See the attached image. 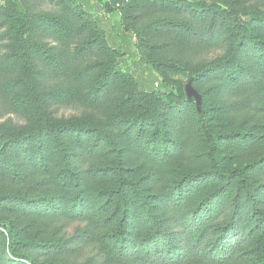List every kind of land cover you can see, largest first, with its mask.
Returning <instances> with one entry per match:
<instances>
[{"label":"rangeland","instance_id":"374dc122","mask_svg":"<svg viewBox=\"0 0 264 264\" xmlns=\"http://www.w3.org/2000/svg\"><path fill=\"white\" fill-rule=\"evenodd\" d=\"M142 1L134 4L132 0L129 9L127 7L130 0L126 3L119 0H0V73L3 76L0 80V264H29L27 259L15 261L4 248L9 244L5 237L9 233V222L12 221L15 222H12L13 230H17L20 236L50 242L45 248L30 251L39 264L121 262L117 256L115 258L113 250L105 244L99 233L94 237L96 241H89L84 237V226L77 221L78 214L74 216L71 206L67 214L58 212L62 204L57 201V197L61 194L54 186L48 188L52 177L43 176L35 154L34 163L30 162L25 143H14L10 137L38 129L47 132L48 124L52 123L56 126L60 124L104 129L115 135L118 145L122 146L121 159L127 168L131 161L140 160V153L134 150L137 127L133 125L128 128L124 125L118 128L111 119V114L119 112L125 117L139 114L140 118L144 113L143 117L148 123H161L170 113L179 112L188 117L187 122L177 120L175 125V129L180 132L179 144L182 149L185 148L183 151L181 149V158L195 170L193 174L202 175L210 165L202 156L204 149L200 142L201 134L197 130L199 124L191 100L193 97L189 98L186 93L188 85L194 89L201 81L204 82L198 87L205 90L204 108L208 115L214 117L216 132L240 134L232 144L221 145L222 170L228 171L233 167L247 170L253 164L246 172L248 183L256 185L255 196L264 190V180H259L262 176L254 174V163L264 158V49L254 50L257 41L264 42V0H151L144 8L142 4L145 0ZM62 5L79 15L70 24L72 29L66 35L64 30L60 31L59 24L49 21L51 17L61 16ZM114 8L119 10L117 29L109 18L116 13L109 11ZM124 11L129 16L127 21ZM134 15H140L141 19L134 22ZM39 17L44 20H39ZM150 23L152 26L173 24L146 29ZM88 30L95 33L94 44L92 50L84 54L82 62L87 65L96 62L99 66L92 73L94 81L89 91L86 92L82 87L74 89L73 85L66 84L71 90L66 94L71 92L73 95L70 99L61 91H56L60 88H54L58 84L64 85V76L57 78L55 68L48 69L47 60L40 48H63L65 52L75 54L87 43L86 35L90 33ZM116 30L132 37V50L111 46V38L119 33ZM21 34L24 35L23 38ZM68 37L72 39L66 44L64 41ZM23 41L26 43H21ZM17 47L20 52L14 54L21 53L28 64L29 71L25 70V74L13 61V49ZM241 49L246 52L240 53ZM9 54L10 59H6ZM49 54L59 57L55 51H49ZM17 57L15 62L20 60L18 63L22 65L21 58ZM238 59L243 65L249 64L258 80L250 84L251 78L248 82L246 77L235 70L233 73H236L237 83L232 85L227 81L228 78L223 77L224 90L221 91L223 86L215 87L217 102L207 91L210 89L207 79H199L197 84L189 82L203 71L214 70L219 63L224 64L226 69H232L237 65ZM107 70L111 75L119 76L120 81L124 80L120 83V93L110 90V87L115 88L114 82L102 85ZM15 79L20 84H25L29 79V84L19 86ZM35 86H42L43 89H36ZM101 86L109 90L99 95ZM19 95L26 102H20L17 98ZM165 123L169 125L171 121ZM190 125L192 126L188 127ZM161 133L162 131L160 135ZM38 139L51 141L52 137L41 134V139ZM161 146L159 141L158 147ZM174 152L178 154L177 147ZM186 153H190L189 158ZM6 159L10 164L5 162ZM59 160V154L55 155L53 162L57 163ZM89 161V166L93 169L102 168L104 164L114 169L117 157L108 145L99 141L91 152ZM155 161L162 159L160 157ZM151 171L141 173L140 181ZM163 172L168 175L166 169ZM53 174L58 175V171L54 169ZM126 177L133 181L139 178L138 174L132 176L128 171ZM170 182L161 180L156 183H130L176 185L179 180ZM111 183L118 185L116 180ZM216 183L210 182L209 185ZM235 183L236 180L227 185ZM222 184L226 185L220 180L217 183ZM96 186L91 189V194ZM107 187L102 182L97 186L96 192L104 191ZM13 197L31 203L35 201L36 204L27 205V202ZM199 197L198 192L195 198L190 199L192 205L201 203ZM223 200L224 197L212 203V209L220 210ZM108 214L109 212L95 206L90 209L87 220L94 218L103 221ZM227 215L229 216V212L224 211L216 224L222 227L221 223L225 222ZM222 236L231 237L227 235V231Z\"/></svg>","mask_w":264,"mask_h":264},{"label":"trees","instance_id":"16d2710c","mask_svg":"<svg viewBox=\"0 0 264 264\" xmlns=\"http://www.w3.org/2000/svg\"><path fill=\"white\" fill-rule=\"evenodd\" d=\"M130 1L127 7L129 9L132 0ZM133 1L135 4L142 0ZM155 1L157 0L152 2ZM150 2L151 0H145L142 7L144 8ZM134 6L137 8L136 5ZM115 10L118 9L114 8L109 11ZM124 15L127 21L129 16L126 11H124ZM78 16L70 8L62 5L61 16L51 17L49 21L59 24L60 31L64 30V35H66L72 29L70 24ZM38 19L44 20L43 17ZM132 19L134 22H138L141 17L134 15ZM172 24L163 23L152 26L150 23L147 24L146 29L159 28V26L167 27ZM88 32L90 33L86 35L87 43L75 54L65 52L63 48L57 50L40 48L47 60L48 69L55 68L54 74L57 78L64 76V85L58 84L54 88H60L56 91H61L64 96H68L70 99L73 98V95L71 92L66 94L71 91L66 87V84L73 85L74 89L82 87L86 92L89 91L91 83L94 81L92 73L99 66V63L96 62L90 65L82 62L85 58L84 54L90 52L94 44L93 35L95 33L91 30ZM23 37L24 35L21 34V38ZM71 39L68 37L64 42L67 44ZM21 43H26V41ZM19 49V47L13 49L12 57L14 56V63H17L25 74V70H28L25 58L21 57V53L14 54L20 52ZM262 49H264V42L257 41L254 50L261 51ZM49 51H55L59 57L49 54ZM240 51V53L246 52L245 49ZM17 56L21 58L22 65L18 63L20 60L15 62ZM6 59H10V54ZM235 70L241 76L246 77L248 82L251 78L250 84L252 81L258 80L255 79L257 76L250 69L249 64L243 65L238 59L237 65L232 69H226L224 64L219 63L214 70L203 71L190 79L189 82L196 83L199 82V79H207L210 88L207 91L217 102L215 87L223 86V77L228 78L227 81L229 80L232 85L237 83L236 73H233ZM221 71L223 73H220ZM1 77L3 76L0 73V80ZM118 77L111 75L107 70L102 85L106 86L114 82L115 88L110 87V90L120 93V83L124 80L120 81ZM14 81L20 84L18 79ZM28 84L29 79L25 84L19 86L24 87ZM198 85L193 90L198 94L200 101L197 102L195 98H191V100L198 117L197 130L201 134L200 142L204 149L202 156L210 165V168L202 175L193 174L195 170H192L181 158V153L185 148L182 149L179 144L181 143L180 132L175 129V125L177 120L187 122L188 117L179 112L170 113L161 123L154 121L148 123L143 117L144 113L140 118L139 114H131L128 117L122 116V113L119 112L111 114V119L118 128L124 125L128 128L133 125L137 127L134 150L140 153V160L131 161L127 168L124 167L121 159L122 146L118 145L115 135L104 129L80 128L81 126H69V128L60 124L56 126L52 123L48 124L47 132L38 129L26 134L13 135L10 138L14 143H25L30 162L34 163L33 155L35 154L43 176L52 177L51 185H48V188L54 186L61 194L57 197L59 199L57 201L62 204V207L58 208V212L63 215L67 214L71 206L75 212L74 216L78 214L77 221L84 226L82 232L84 237L89 241L93 239L96 241L94 237L96 233H99L104 238L105 244L113 250L115 258L117 256L121 259L120 264H264V190L259 194V191L256 192L258 195L255 196L256 185L248 183L246 172L251 169L253 164H250L247 170L242 167H233L228 171L222 170L221 145L223 143L232 144L240 134H219L216 132L217 125L214 122V117L208 115L204 108L205 90L203 91ZM35 88L43 89L42 86H35ZM108 90L109 88L101 86L99 95ZM223 90L224 86L221 88V91ZM92 94L93 92L90 93V95ZM21 95L17 97L18 100L26 102L21 99ZM53 96L55 95L53 94ZM165 121H171V124L168 125ZM41 134L46 137L51 136V141L39 140ZM146 134L148 135L146 136ZM248 135L242 136L248 137ZM36 139L38 141L35 142ZM99 141H103L116 154L117 161L114 169L108 168L109 165L106 164L102 168L96 169L89 166V156ZM159 141L162 143L160 148L158 147ZM170 146L172 147L169 148ZM176 147L178 154L174 152ZM57 154H59L60 160L54 163L53 159ZM160 157L164 162L155 161ZM186 157L189 158L190 153H186ZM5 162L10 164L7 159ZM254 164L256 166L254 174L262 176L259 178L261 182L264 180V158ZM146 166V170L152 171L143 176L140 181V174L146 171ZM54 169L58 171V175L53 174ZM164 169L168 175L163 174ZM127 171L132 176L138 174V180L128 179ZM175 179L179 180L176 185H132L130 183L141 184L143 181L156 183L161 180L170 182ZM114 180L118 185H112L111 181ZM219 180L226 185H217ZM234 180H236L235 185H227L232 184ZM102 182L108 187L104 191L96 192L97 186ZM210 182L217 183L209 185ZM95 185L97 186L91 194L90 191ZM198 192L201 203L192 205L190 199L195 198ZM223 197L222 208L213 210L212 203L218 199L222 200ZM13 198L27 202V205L36 204L35 201L31 203L22 198ZM102 200L104 201L102 202ZM58 202L55 203V206ZM95 206L99 210L109 212L107 219L105 218L103 221L94 218L87 220L90 209ZM224 211H228L229 216L227 215L225 222L221 223L223 225L221 227L216 222L222 217ZM74 216L72 215L71 219ZM12 222H9V233L5 237V240L8 239L9 242L7 246H4L7 253L15 261L27 259L29 264H39L30 251L45 248L50 242L40 238L20 236L17 230H13ZM226 231L227 235L231 237L222 236Z\"/></svg>","mask_w":264,"mask_h":264},{"label":"crops","instance_id":"0c3cea01","mask_svg":"<svg viewBox=\"0 0 264 264\" xmlns=\"http://www.w3.org/2000/svg\"><path fill=\"white\" fill-rule=\"evenodd\" d=\"M116 13L111 14V16H109V18L115 23V29L118 28V24L116 19H118V14L117 12H119V10H115ZM116 32H119L116 30ZM132 37L129 34H122L121 32L118 33V35H114L111 38V46H113L114 48H121V50H132L133 49V45H132Z\"/></svg>","mask_w":264,"mask_h":264},{"label":"water","instance_id":"95a60500","mask_svg":"<svg viewBox=\"0 0 264 264\" xmlns=\"http://www.w3.org/2000/svg\"><path fill=\"white\" fill-rule=\"evenodd\" d=\"M186 93L189 98L193 97L197 102L200 101L198 94L189 85L186 87Z\"/></svg>","mask_w":264,"mask_h":264},{"label":"built area","instance_id":"2783aa9c","mask_svg":"<svg viewBox=\"0 0 264 264\" xmlns=\"http://www.w3.org/2000/svg\"><path fill=\"white\" fill-rule=\"evenodd\" d=\"M119 1H121L122 3H126V2H128L129 0H119Z\"/></svg>","mask_w":264,"mask_h":264}]
</instances>
